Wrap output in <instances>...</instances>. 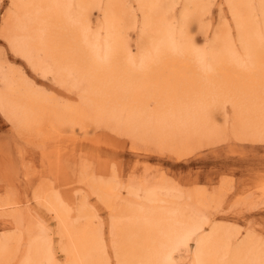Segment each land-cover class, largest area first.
Wrapping results in <instances>:
<instances>
[{"label":"bare ground","instance_id":"bare-ground-1","mask_svg":"<svg viewBox=\"0 0 264 264\" xmlns=\"http://www.w3.org/2000/svg\"><path fill=\"white\" fill-rule=\"evenodd\" d=\"M230 1L240 50L225 33L205 51L193 42L192 12L187 9L178 26L167 22L169 0H139L141 22L127 0H12L0 35L32 68L77 89L79 101L52 103L29 83L16 81L0 59V112L21 135L43 141L76 127L89 134L103 126L129 136L134 151L155 143L162 153L182 158L230 133L225 112L231 105L240 138L264 143V0L260 20L245 0ZM200 2L188 0L196 7ZM139 22L134 49L128 32ZM81 167L83 182L111 212L118 264H173V253L190 242L196 243L195 264H264V250L253 247L250 236L235 243L236 233L210 217L223 202L227 180L209 192L179 186L148 169L133 171L124 184L116 176H95L86 162ZM259 192L235 205H264V182ZM35 198L60 220L68 239L61 248L70 264H110L106 239L86 202L78 208L77 226L66 223L71 213L52 184L42 185ZM16 205L0 199V208L13 207L8 215L16 228L11 237L0 238V264H56L40 221L33 217L25 227ZM23 240L27 247L19 259Z\"/></svg>","mask_w":264,"mask_h":264},{"label":"rangeland","instance_id":"rangeland-1","mask_svg":"<svg viewBox=\"0 0 264 264\" xmlns=\"http://www.w3.org/2000/svg\"><path fill=\"white\" fill-rule=\"evenodd\" d=\"M138 1L127 0V4L141 22ZM169 1L166 20L171 26L179 25L187 9L194 14L197 26L193 30L192 39L198 49L209 51L225 33L231 34L237 50L241 48L237 41L236 9L230 0H201L197 7L188 3V0ZM259 2L244 1L258 20L261 19ZM11 4L12 0H4L0 5V34L5 27L4 19ZM95 19H102V14H97ZM140 22L135 30L128 32L134 49L140 38ZM0 59L4 69L8 68L18 77L16 81L29 83V89L52 103H78L77 89L70 84H62L52 74L45 75L32 68L25 59L12 51L9 41L1 35ZM3 86L4 83L0 82V88ZM225 113L230 133L223 136L222 141L205 145L199 150L194 148L188 157L178 158L169 152L162 153L155 143H150L149 148L134 151L129 136L103 126L95 127V130L93 128L94 132L92 130L89 134L79 132L76 127L74 131H65L43 141L35 135H21L15 124L0 112V199L15 201L16 207L24 214L25 227L33 217L40 221L54 251L56 264L71 263L70 256L61 248L68 244V239L63 234L62 224L56 214L47 210L35 198L36 191L47 183L59 191L66 203L65 207L71 213L67 224L79 225L76 219L78 208L86 202L94 216V226L106 239L110 264H118L110 235L111 212L83 182V162L90 165L95 176L106 179L116 176L115 181L124 184H127L133 171L140 175L145 169L150 174H164L179 186L198 185L208 188L209 192L215 191L223 180H227L228 184L222 190L223 202L218 208L211 209L210 217L213 222L225 225L236 233L235 243L250 240L253 247L264 250V205L251 208L235 205L238 199L250 202L259 197L264 182V143L244 142L236 129L231 105H227ZM113 142L120 144V147H115ZM123 193L126 194L125 191ZM12 209L0 208L1 239L11 237L16 231L8 215ZM246 236H250L249 239L243 240ZM26 247L27 241L23 240L19 259ZM195 253V242L181 245L173 253V264H195Z\"/></svg>","mask_w":264,"mask_h":264}]
</instances>
